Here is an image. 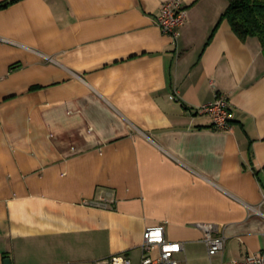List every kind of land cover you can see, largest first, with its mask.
I'll return each mask as SVG.
<instances>
[{
	"label": "crops",
	"instance_id": "crops-1",
	"mask_svg": "<svg viewBox=\"0 0 264 264\" xmlns=\"http://www.w3.org/2000/svg\"><path fill=\"white\" fill-rule=\"evenodd\" d=\"M165 1L0 9V264H140L156 226L183 244L181 264L262 250V45L227 20L210 40L228 0H183L174 42ZM219 96L227 131L197 110ZM198 224L223 229V254L210 258Z\"/></svg>",
	"mask_w": 264,
	"mask_h": 264
},
{
	"label": "built area",
	"instance_id": "built-area-1",
	"mask_svg": "<svg viewBox=\"0 0 264 264\" xmlns=\"http://www.w3.org/2000/svg\"><path fill=\"white\" fill-rule=\"evenodd\" d=\"M187 14L183 0H167L162 4L158 26L164 34L177 42L180 30L186 24ZM197 110L200 114L211 116L215 129L219 131L230 129L231 102L227 97L219 96L215 101ZM197 227L204 232V242L210 258L223 254L227 243L223 229L219 225L211 224H198ZM183 252L182 243L166 240L164 227H150L144 233L140 264H181L179 255ZM96 264H132V261L125 255L118 254ZM224 264H264V246L259 253L248 255L242 261L234 260Z\"/></svg>",
	"mask_w": 264,
	"mask_h": 264
},
{
	"label": "trees",
	"instance_id": "trees-1",
	"mask_svg": "<svg viewBox=\"0 0 264 264\" xmlns=\"http://www.w3.org/2000/svg\"><path fill=\"white\" fill-rule=\"evenodd\" d=\"M20 0H9L0 5L6 9ZM229 21L235 34L244 42L259 39L264 53V0H228V8L222 14L210 40L223 21Z\"/></svg>",
	"mask_w": 264,
	"mask_h": 264
},
{
	"label": "water",
	"instance_id": "water-1",
	"mask_svg": "<svg viewBox=\"0 0 264 264\" xmlns=\"http://www.w3.org/2000/svg\"><path fill=\"white\" fill-rule=\"evenodd\" d=\"M6 264H11V263H10V261L7 260V261H6Z\"/></svg>",
	"mask_w": 264,
	"mask_h": 264
}]
</instances>
